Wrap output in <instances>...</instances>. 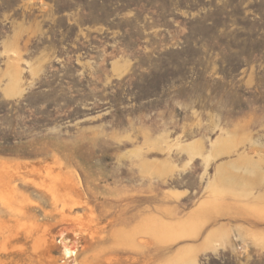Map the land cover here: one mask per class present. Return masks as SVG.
Returning a JSON list of instances; mask_svg holds the SVG:
<instances>
[{
  "label": "rangeland",
  "instance_id": "obj_1",
  "mask_svg": "<svg viewBox=\"0 0 264 264\" xmlns=\"http://www.w3.org/2000/svg\"><path fill=\"white\" fill-rule=\"evenodd\" d=\"M0 172V264H264V0H0Z\"/></svg>",
  "mask_w": 264,
  "mask_h": 264
},
{
  "label": "bare ground",
  "instance_id": "obj_2",
  "mask_svg": "<svg viewBox=\"0 0 264 264\" xmlns=\"http://www.w3.org/2000/svg\"><path fill=\"white\" fill-rule=\"evenodd\" d=\"M48 174V173H47ZM49 174H50V172H49ZM48 174V178L50 179L51 177H52V174H50L49 175ZM54 178V177H53ZM8 179H10V178H7V177H4L3 175H2V172H0V185H2L3 186V184H5L6 182H7V180ZM58 180H59V178H58ZM56 180H53L52 182H51V184H49V185H45V183H42L41 184V187H46V189H47V191L48 192H52L53 190H54V187H55V185L57 184V182H55ZM7 184H9V183H7ZM7 184H5V186L7 185ZM212 197L213 198H216L217 197V192H215V191H213L212 192ZM215 200V199H214ZM0 202L3 204V205H8L9 206V203H10V201H9V198H6L5 196H1L0 197ZM210 202V201H209ZM216 204V203H215ZM212 206V205H211ZM213 206H214V203H213ZM216 206V205H215ZM215 208V207H214ZM213 209V208H212ZM199 216V215H198ZM198 218V217H197ZM192 223V222H191ZM200 225V224H199ZM191 226H192V224H191ZM179 230V229H178ZM189 230V229H188ZM187 230V231H188ZM194 231H195V229H193ZM158 233H159V229H158V225H154L153 227H151L150 228V234L151 235H153L154 237H158ZM172 233V232H171ZM193 233V232H192ZM195 234V233H194ZM186 235V232L184 233L183 231L182 232H177V231H174L173 233H172V237L173 238H179L180 239V237H184ZM196 235V234H195ZM198 235V234H197ZM63 240H64V244H65V254H67V255H70L72 252L70 251V249H71V246L69 245V242H68V240L67 239H65V238H63ZM210 242V241H209ZM175 258L172 260V262L170 263V264H186V263H188L189 261L188 260H190V258H191V256H190V254L189 253H184V254H178V255H176V256H174ZM192 259V258H191Z\"/></svg>",
  "mask_w": 264,
  "mask_h": 264
}]
</instances>
